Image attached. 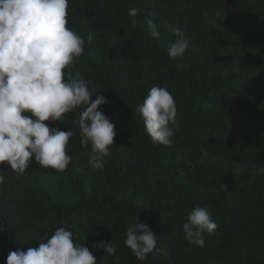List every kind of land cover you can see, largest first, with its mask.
<instances>
[{"label":"trees","instance_id":"obj_1","mask_svg":"<svg viewBox=\"0 0 264 264\" xmlns=\"http://www.w3.org/2000/svg\"><path fill=\"white\" fill-rule=\"evenodd\" d=\"M164 21L188 41L181 58L168 56L175 37ZM67 26L84 37L85 51L65 71L85 80L93 100L107 98L98 110L115 125L114 144L93 171L76 109L45 121L73 132L64 172L32 161L18 175L0 164V264L62 226L97 264H264V0H69ZM153 86L174 98L171 147L154 144L135 112ZM198 206L218 225L203 247L182 228ZM135 218L169 255H132L124 240ZM112 240L115 255L93 248Z\"/></svg>","mask_w":264,"mask_h":264},{"label":"clouds","instance_id":"obj_2","mask_svg":"<svg viewBox=\"0 0 264 264\" xmlns=\"http://www.w3.org/2000/svg\"><path fill=\"white\" fill-rule=\"evenodd\" d=\"M68 4L69 0H0V164L18 175H23L32 161L57 173L67 169L72 157L66 149L73 132L50 128L45 121H63L65 114L76 109H81L77 121L80 143L90 146L87 163L93 171L103 170L114 144L115 125L98 110L107 98L96 96L93 100L85 80L65 71L85 51L84 37L67 26ZM137 14L135 8L128 13L131 17ZM146 23L151 35L158 37L153 20ZM162 27L169 37H175L169 58L183 57L188 41L181 30L167 21ZM88 39H92L91 33ZM135 112L154 144H174L176 105L167 89L153 86ZM257 172L264 174V166L258 164ZM4 180L0 175V185ZM217 227L209 210L199 206L189 212L182 226L185 239L198 247L204 245L203 234H211ZM77 239L71 230L59 227L41 238L36 247L9 252L6 264H97L92 252ZM157 241L158 235L137 218L126 229L124 244L140 261L154 250L169 255L167 248L156 247ZM93 248L103 249L109 256L116 253L114 240L100 241Z\"/></svg>","mask_w":264,"mask_h":264}]
</instances>
